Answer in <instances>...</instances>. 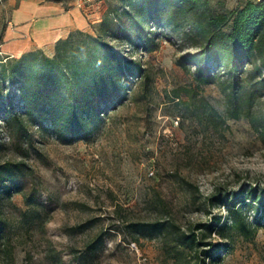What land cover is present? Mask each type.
<instances>
[{
  "label": "rangeland",
  "instance_id": "1",
  "mask_svg": "<svg viewBox=\"0 0 264 264\" xmlns=\"http://www.w3.org/2000/svg\"><path fill=\"white\" fill-rule=\"evenodd\" d=\"M127 1H0V161L21 163L2 198L0 264H196L202 249L207 261L221 252L215 264H264V93L240 99L236 112L232 71L195 59L200 47L184 29L155 17L145 38L111 39L149 78L102 104L74 136L41 122L20 82L1 73L3 59L41 49L43 32L70 7L81 10L71 31L95 33ZM220 1L247 0H212ZM249 66L243 76L255 81ZM231 206L248 233L231 221Z\"/></svg>",
  "mask_w": 264,
  "mask_h": 264
},
{
  "label": "trees",
  "instance_id": "2",
  "mask_svg": "<svg viewBox=\"0 0 264 264\" xmlns=\"http://www.w3.org/2000/svg\"><path fill=\"white\" fill-rule=\"evenodd\" d=\"M155 17L165 18L166 23L195 39L200 47L195 59L207 57L232 71L227 98L236 112L240 99L250 101L256 93H264L258 90L264 88V0H247L234 8L212 0H128L122 8H109L95 33L71 31L57 40L53 55L38 49L7 57L2 60L1 73L20 82L27 107L31 113L39 112L41 122H49L63 135L80 134L104 111L102 104L122 101L135 80L149 78L140 59L118 53L110 40L145 38ZM247 65V75L252 73L254 78L256 72L257 80L246 81L243 67ZM208 72L212 75L214 70L208 68ZM19 116L12 113L16 119ZM19 170L21 163L0 161V214L3 195L14 190ZM229 215L248 233L250 224L239 208L231 206ZM216 218L220 222L221 217ZM3 226L0 215V236ZM229 226L224 220L220 228ZM201 253L196 264H215L221 252L209 261L211 250L202 249Z\"/></svg>",
  "mask_w": 264,
  "mask_h": 264
},
{
  "label": "crops",
  "instance_id": "3",
  "mask_svg": "<svg viewBox=\"0 0 264 264\" xmlns=\"http://www.w3.org/2000/svg\"><path fill=\"white\" fill-rule=\"evenodd\" d=\"M80 11V8L77 6H72L67 9L66 12L62 13V15H64V20L57 21L48 27L47 30L43 32L44 38L42 37L43 39L40 42L38 41L39 43L35 48H41L47 54L53 55L55 53V44L57 40L61 37L68 36L72 29L81 26ZM62 22H64V25H62ZM57 29H61V31H57Z\"/></svg>",
  "mask_w": 264,
  "mask_h": 264
},
{
  "label": "built area",
  "instance_id": "4",
  "mask_svg": "<svg viewBox=\"0 0 264 264\" xmlns=\"http://www.w3.org/2000/svg\"><path fill=\"white\" fill-rule=\"evenodd\" d=\"M0 1H2V0H0Z\"/></svg>",
  "mask_w": 264,
  "mask_h": 264
}]
</instances>
